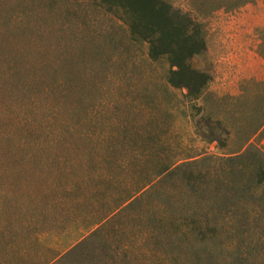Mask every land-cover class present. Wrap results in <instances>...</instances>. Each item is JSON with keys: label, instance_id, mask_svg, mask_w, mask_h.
<instances>
[{"label": "trees", "instance_id": "obj_1", "mask_svg": "<svg viewBox=\"0 0 264 264\" xmlns=\"http://www.w3.org/2000/svg\"><path fill=\"white\" fill-rule=\"evenodd\" d=\"M103 2L127 7L130 33L146 41L148 58L167 61L158 77L164 86L140 92L154 97L151 103L127 90L119 107L99 96L97 74L0 75V169L63 163L44 179L54 176L61 194L78 196L67 206L61 198H37L20 219L7 218L0 264H258L259 256L264 264V215L257 216L254 198L264 184V153L249 145L201 156L164 125L174 107L162 100L175 90L185 88V105L201 109L195 101L208 77L190 64L205 49L198 25L164 0ZM31 91L43 99L46 120L6 123L10 103ZM200 137L225 144L219 136ZM77 207L84 214L66 226L80 229L76 240L64 250L44 244L42 236L56 231L58 211Z\"/></svg>", "mask_w": 264, "mask_h": 264}, {"label": "rangeland", "instance_id": "obj_2", "mask_svg": "<svg viewBox=\"0 0 264 264\" xmlns=\"http://www.w3.org/2000/svg\"><path fill=\"white\" fill-rule=\"evenodd\" d=\"M164 1L180 14L191 16L198 25L205 49L194 55L190 64L208 77L201 99L195 101L200 110L191 108L189 103L185 105L180 95L185 88L175 90V97H163V104L174 107L173 114L163 119L165 128L179 136L190 152L201 156L236 154L249 145L264 153V62L246 67L248 62L256 64L249 58L251 51L264 56V25L240 34L238 31L243 22H264V0H197L201 8L196 0ZM126 8L109 7L103 0H0V75L97 74L99 96L108 103L119 107L127 103V90L131 92L132 88L136 101L151 103L154 97L141 98L140 92L146 86L163 88L164 82L159 78L168 63L165 59L148 58L146 41L130 33ZM148 76L149 82L145 80ZM31 94L32 91L19 103H10L6 123L10 118H26V122L46 120L43 99ZM35 103L42 106L39 112L33 109ZM98 131L102 130L96 128ZM200 133L219 136L225 144L204 140ZM246 138L249 140L243 144ZM4 159L8 160V156ZM57 166L62 168L64 164L44 167L26 163L17 170L7 166L0 169V228L7 218L24 216L26 207L37 198H61L68 202L65 206L78 198L75 193L61 194L56 188V177L45 181L44 176L52 174ZM254 198L256 214L261 217L264 184L256 188ZM84 210H59L61 219L56 231L43 235L42 242L67 248L80 229L66 226H70L73 217H81ZM257 232L260 238V226ZM257 262L263 264L261 256Z\"/></svg>", "mask_w": 264, "mask_h": 264}, {"label": "crops", "instance_id": "obj_3", "mask_svg": "<svg viewBox=\"0 0 264 264\" xmlns=\"http://www.w3.org/2000/svg\"><path fill=\"white\" fill-rule=\"evenodd\" d=\"M261 24L264 25V22L263 23H258V22H255V21H249L247 24H246V22H243L242 25L239 24V27H238L239 34L243 33L244 31H250V29H252V28H254L256 26H259ZM249 58H251V60L256 61V64H253L252 62H248L247 65H246L247 68H253L256 65H258L259 62H261V61L264 62V56H262L260 54L253 53L252 51H251V54H249Z\"/></svg>", "mask_w": 264, "mask_h": 264}]
</instances>
